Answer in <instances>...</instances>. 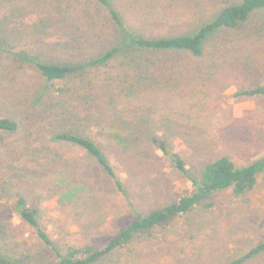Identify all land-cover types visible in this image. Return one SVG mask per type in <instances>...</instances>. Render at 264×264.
Wrapping results in <instances>:
<instances>
[{
	"label": "rangeland",
	"instance_id": "374dc122",
	"mask_svg": "<svg viewBox=\"0 0 264 264\" xmlns=\"http://www.w3.org/2000/svg\"><path fill=\"white\" fill-rule=\"evenodd\" d=\"M107 1L0 0V118L20 122L19 131L0 134V257L16 264H56L71 248L104 246L138 216L191 192L154 135L168 140L192 176L221 156L238 167L264 158V95L242 94L264 86V10L241 29H217L196 59L132 49L128 41L195 34L238 0ZM120 42L121 53L93 65ZM45 59L82 72L48 84L35 68ZM98 125L143 135L109 148ZM60 129L110 149L126 194L93 157L52 142ZM21 200L37 211L51 244L20 217ZM263 236L264 173L247 194L214 193L95 264H231ZM243 264H264V253Z\"/></svg>",
	"mask_w": 264,
	"mask_h": 264
},
{
	"label": "trees",
	"instance_id": "16d2710c",
	"mask_svg": "<svg viewBox=\"0 0 264 264\" xmlns=\"http://www.w3.org/2000/svg\"><path fill=\"white\" fill-rule=\"evenodd\" d=\"M102 1L103 4H108L107 0ZM259 10H264V0H238L237 3L223 8L214 21L201 27L195 34L159 38L131 36L128 43L132 49H144L156 53H187L196 59H200L205 55L206 50L209 49L210 37L217 29H241L249 21L253 13ZM114 18L118 19V14L114 15ZM123 41L127 44L126 40ZM120 43L121 45H119ZM120 43L97 58L93 65L102 66L110 62L114 55L123 51L122 42ZM1 49L3 48L0 45V53H4ZM35 68L39 76L48 84H66L68 80L82 72V66L57 62L53 59H45L42 62L35 63ZM64 90L63 87L58 88V92H64ZM242 94L248 96L264 95V86L254 87ZM98 126H100L102 137L111 144L109 148H112L113 145L124 147L129 145L130 142L137 143L140 141V135H143L141 132L132 131L131 134H127V131L103 125ZM19 130L20 122L9 117L0 118V134L15 133ZM52 142L57 145L74 146L93 157L105 174L113 181L117 191L123 195L126 194L124 181L109 160V153L112 155L110 149L107 151L109 153L105 154L102 145L96 139L80 131L60 129L53 135ZM152 142L157 149L162 151L166 162L191 180L192 191L187 192L186 195L160 210L138 216L127 228L104 246L69 249L65 255H60L56 264H95L118 249L130 246L138 236L156 228L167 226L176 219L193 212L197 206L203 204L206 197L214 193L231 190L237 197L247 194L257 185L259 175L264 173V158L244 167H238L228 156H221L210 161L199 176H192L186 168L183 157L170 147L166 138L154 135ZM131 143L130 145H132ZM207 206L210 207L211 205L207 204ZM16 210L25 222L38 229L41 238L47 244L52 243L47 234L40 229L36 210L27 208L22 200L16 204ZM262 253H264V236L257 246L231 264H243L245 261ZM0 264L16 263L8 258L0 257Z\"/></svg>",
	"mask_w": 264,
	"mask_h": 264
}]
</instances>
